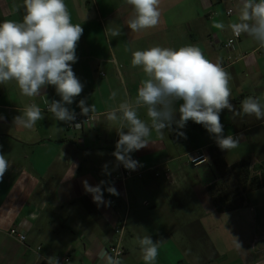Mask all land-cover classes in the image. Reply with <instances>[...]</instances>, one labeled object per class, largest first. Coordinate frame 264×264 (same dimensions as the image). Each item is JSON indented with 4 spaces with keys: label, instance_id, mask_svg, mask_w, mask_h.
<instances>
[{
    "label": "crops",
    "instance_id": "obj_1",
    "mask_svg": "<svg viewBox=\"0 0 264 264\" xmlns=\"http://www.w3.org/2000/svg\"><path fill=\"white\" fill-rule=\"evenodd\" d=\"M65 2L72 22L83 27L72 68L84 86L66 107L81 113L78 103L84 99L86 106L95 104L99 120L83 131H69L68 123L47 111L46 100L61 99L53 86L29 98L14 82L0 85V152L11 165L0 181V264H47L43 257L66 254L73 264H103L99 252L115 241V230L124 220L122 264H144L136 242L144 235L162 240L157 264H264V187L243 192L239 185L228 193L224 183L239 182L233 168L242 162L254 171L264 167V120L223 110L224 135L240 137L239 146L230 151L221 150L214 136L191 120L183 129L175 124L165 129L163 139L153 131L149 146L130 154L143 176L125 184L111 181L124 167L113 155L119 137L106 113L134 99L144 78L140 68L131 66V51L196 45L230 73L231 103L237 111L249 96L264 104V48L246 34L233 51L225 48L241 0H161L159 25L141 33L127 27L132 7L124 0ZM22 3L0 0V22L21 20ZM217 23L225 27L216 28ZM114 29L121 35L112 37ZM113 91L115 100L109 99ZM31 103L42 109L44 118L32 130L15 127L13 118ZM138 115L148 121L145 108ZM199 150L208 161L195 167L189 160ZM217 156L223 162L217 163ZM166 170L171 180L163 175ZM85 180L91 186L105 182L104 204L98 206L85 192ZM109 186L119 195L108 193ZM209 188L216 198L240 203L228 207L221 200L218 205ZM13 228L26 236L25 242L10 236Z\"/></svg>",
    "mask_w": 264,
    "mask_h": 264
},
{
    "label": "clouds",
    "instance_id": "obj_2",
    "mask_svg": "<svg viewBox=\"0 0 264 264\" xmlns=\"http://www.w3.org/2000/svg\"><path fill=\"white\" fill-rule=\"evenodd\" d=\"M124 2L132 7V15L127 20L131 32L141 33L159 25L161 0ZM22 7L21 20L0 22V85L14 82L20 94L29 98L39 96L43 89L53 86L61 99L46 100L47 111L58 121L73 122L76 114L66 105H71L84 87L72 68L78 59L76 48L83 27L72 22L65 0H23ZM214 26L225 27L223 23ZM229 27L237 37L246 34L264 48V0H241L237 19ZM110 34L118 37L121 31L114 29ZM131 66L140 68L144 74L137 95L119 102L106 113L107 121L115 126L119 137L113 155L125 169L135 171L140 166L130 154L148 147L153 131L163 139L165 129H171L173 124L183 129L191 120L213 135L221 150L230 151L239 146V137L224 135L220 118L223 110L264 120V104L257 97L244 98L240 110L235 109L231 103L230 73L219 60H210L196 45L178 49L154 45L134 50L131 51ZM116 96L117 92L113 91L109 99L115 100ZM177 101H182L178 109L174 107ZM78 107L81 114L88 117L96 111L95 104L86 106L84 99L79 101ZM140 108L146 109L148 121L139 117ZM177 111L179 119H176ZM43 118L42 109L31 103L13 118V123L15 127L32 130ZM3 119L0 116V120ZM74 127L80 128L81 124L76 123ZM177 134L186 138L184 132ZM10 167L6 156L0 152V181ZM104 183L91 186L83 181L85 192L92 195L98 206L105 203L101 190ZM106 191L119 195L114 186H109ZM136 242L144 264H157L162 240L154 241L150 235H144L138 236ZM120 255L119 252L110 255L101 250L99 259L103 264H122ZM42 259L47 264H60L56 255ZM65 264L69 262L66 260Z\"/></svg>",
    "mask_w": 264,
    "mask_h": 264
},
{
    "label": "built area",
    "instance_id": "obj_3",
    "mask_svg": "<svg viewBox=\"0 0 264 264\" xmlns=\"http://www.w3.org/2000/svg\"><path fill=\"white\" fill-rule=\"evenodd\" d=\"M229 14L231 13V11L228 12ZM243 34H241L240 36H236L233 32H232V36L228 39V41L225 44V48L228 52H231L235 49L238 41L240 40L241 36ZM232 57H229L228 59L231 60ZM76 114V119L73 122L68 123L67 125V129L69 131H73V132H80L83 131L86 128H91L93 127L96 122L99 120V115L96 113L90 114V116H84L81 113H75ZM76 123H80L81 127L80 128H75L74 125ZM234 137H239L238 135H233ZM239 142H240V137H239ZM208 161V157L206 155V153L204 151H196L190 158L189 162L191 165L193 166H200L202 164L207 163ZM143 172L141 171L140 167L138 166V168L135 171L132 170H128V169H121L120 171L116 172L112 178L111 181L113 183H121V184H125L126 181H128L129 179H132L134 177H142L143 176ZM163 175L165 176V178L167 180H171L172 179V174L169 170H166ZM154 176L155 177H159L161 176V172L159 171H154ZM125 220L120 224V226H118L115 230V241L110 243L107 247V252L110 255H115L116 252H119L120 255V259L122 260V258L125 255V249L123 247V235L125 232ZM10 236L16 238L18 241L20 242H25L26 241V236L21 234L16 228H13L10 230L9 232ZM68 261L69 264H73L72 262V258L71 255L66 254L65 256L59 258L60 264H65V261Z\"/></svg>",
    "mask_w": 264,
    "mask_h": 264
},
{
    "label": "trees",
    "instance_id": "obj_4",
    "mask_svg": "<svg viewBox=\"0 0 264 264\" xmlns=\"http://www.w3.org/2000/svg\"><path fill=\"white\" fill-rule=\"evenodd\" d=\"M219 161L223 162L221 161L220 156H217L216 162L218 163ZM233 170L234 172L237 173V177L239 180V182H235V183H237L238 187L240 185V188L242 189L243 192L247 191V189H257V188L264 187V167H260L258 170L254 171V169L252 170L250 166H248L247 162H242L238 164L237 166H235ZM208 191H210L212 200L216 204L218 202L220 203L221 200H223V202L228 201L227 198L221 199L222 197H219V198L214 197L215 194L212 188H209Z\"/></svg>",
    "mask_w": 264,
    "mask_h": 264
},
{
    "label": "rangeland",
    "instance_id": "obj_5",
    "mask_svg": "<svg viewBox=\"0 0 264 264\" xmlns=\"http://www.w3.org/2000/svg\"><path fill=\"white\" fill-rule=\"evenodd\" d=\"M225 185L227 186L228 190L227 191L228 193H231V192H234L236 190H239V187L237 185V183H234L232 181H229L227 180L226 182H224ZM240 203V199H237L236 201L235 200H229L228 203H227V206H235V205H238ZM59 255H63V254H59Z\"/></svg>",
    "mask_w": 264,
    "mask_h": 264
}]
</instances>
